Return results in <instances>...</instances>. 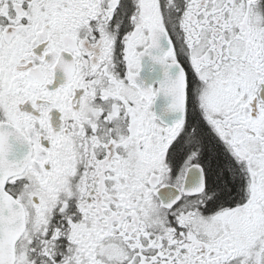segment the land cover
Returning <instances> with one entry per match:
<instances>
[{
    "label": "snow or ice",
    "instance_id": "obj_1",
    "mask_svg": "<svg viewBox=\"0 0 264 264\" xmlns=\"http://www.w3.org/2000/svg\"><path fill=\"white\" fill-rule=\"evenodd\" d=\"M0 264H264V0H0Z\"/></svg>",
    "mask_w": 264,
    "mask_h": 264
}]
</instances>
